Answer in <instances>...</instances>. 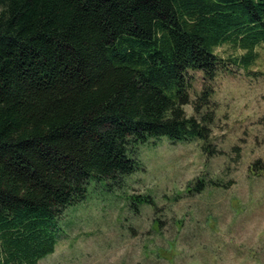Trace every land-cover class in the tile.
Listing matches in <instances>:
<instances>
[{"label":"trees","instance_id":"obj_1","mask_svg":"<svg viewBox=\"0 0 264 264\" xmlns=\"http://www.w3.org/2000/svg\"><path fill=\"white\" fill-rule=\"evenodd\" d=\"M261 43L264 0H0V264L52 254L63 212L90 180L138 170L140 145L219 154L215 80L247 72ZM224 44L243 54L221 58Z\"/></svg>","mask_w":264,"mask_h":264},{"label":"rangeland","instance_id":"obj_2","mask_svg":"<svg viewBox=\"0 0 264 264\" xmlns=\"http://www.w3.org/2000/svg\"><path fill=\"white\" fill-rule=\"evenodd\" d=\"M215 53L243 54L229 44ZM254 53L247 72L232 66L215 80L219 154L206 157L197 138L140 145L139 169L120 185L88 182L85 199L56 222L54 252L38 264H264V43ZM190 76L193 98L201 77ZM197 178L204 186L186 191Z\"/></svg>","mask_w":264,"mask_h":264}]
</instances>
